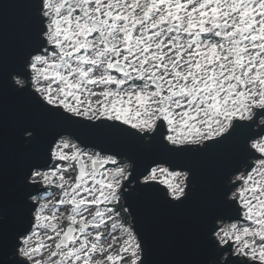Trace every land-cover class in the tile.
Masks as SVG:
<instances>
[{
    "label": "snow or ice",
    "instance_id": "obj_1",
    "mask_svg": "<svg viewBox=\"0 0 264 264\" xmlns=\"http://www.w3.org/2000/svg\"><path fill=\"white\" fill-rule=\"evenodd\" d=\"M26 3L31 39L14 73L25 83L13 91L62 130L46 129L18 182L10 247L0 189V264H145L129 201L185 205L194 160L176 158L233 145L239 163L199 217L200 264L225 253L224 264H264V0ZM34 131H21L25 144ZM107 138L167 155L137 171Z\"/></svg>",
    "mask_w": 264,
    "mask_h": 264
},
{
    "label": "water",
    "instance_id": "obj_2",
    "mask_svg": "<svg viewBox=\"0 0 264 264\" xmlns=\"http://www.w3.org/2000/svg\"><path fill=\"white\" fill-rule=\"evenodd\" d=\"M30 15L26 0H0V65L4 69L0 78V189L4 193V232L9 247L11 234L19 227L22 216L18 182L28 163L37 159L47 144L51 134L46 129L62 130L57 121L42 116L27 99L13 91L10 77L18 71V58L26 52L31 39ZM24 129L35 130L29 144L21 137ZM92 142H96L94 138ZM102 143L128 153L137 171L149 160L167 155L157 146L151 152H140L135 145L119 138H107ZM240 155L239 146L233 145L207 154L177 157V164L188 158L194 160L195 190L191 200L181 207L171 208L152 193L129 201L135 220L129 216L130 221L134 226L136 223L147 249L145 264H200L204 250L199 217L218 194L220 175L235 167ZM121 201L127 206L125 200Z\"/></svg>",
    "mask_w": 264,
    "mask_h": 264
},
{
    "label": "clouds",
    "instance_id": "obj_3",
    "mask_svg": "<svg viewBox=\"0 0 264 264\" xmlns=\"http://www.w3.org/2000/svg\"><path fill=\"white\" fill-rule=\"evenodd\" d=\"M12 82L14 85L18 86V87H22L24 86L25 81L23 80L22 77H20L18 74H13L12 76ZM258 124H264V117H260L257 120ZM227 259V253H225L222 257H221V261L220 264H224V261Z\"/></svg>",
    "mask_w": 264,
    "mask_h": 264
},
{
    "label": "built area",
    "instance_id": "obj_4",
    "mask_svg": "<svg viewBox=\"0 0 264 264\" xmlns=\"http://www.w3.org/2000/svg\"><path fill=\"white\" fill-rule=\"evenodd\" d=\"M118 234V233H117ZM111 242V240H110V238L109 239H107V240H105V244L107 245L108 243H110Z\"/></svg>",
    "mask_w": 264,
    "mask_h": 264
},
{
    "label": "trees",
    "instance_id": "obj_5",
    "mask_svg": "<svg viewBox=\"0 0 264 264\" xmlns=\"http://www.w3.org/2000/svg\"><path fill=\"white\" fill-rule=\"evenodd\" d=\"M121 204H122V201H121ZM130 219H129V217H127V221H129Z\"/></svg>",
    "mask_w": 264,
    "mask_h": 264
},
{
    "label": "flooded vegetation",
    "instance_id": "obj_6",
    "mask_svg": "<svg viewBox=\"0 0 264 264\" xmlns=\"http://www.w3.org/2000/svg\"><path fill=\"white\" fill-rule=\"evenodd\" d=\"M254 128H255V125H254Z\"/></svg>",
    "mask_w": 264,
    "mask_h": 264
},
{
    "label": "bare ground",
    "instance_id": "obj_7",
    "mask_svg": "<svg viewBox=\"0 0 264 264\" xmlns=\"http://www.w3.org/2000/svg\"><path fill=\"white\" fill-rule=\"evenodd\" d=\"M129 219H130V217H129Z\"/></svg>",
    "mask_w": 264,
    "mask_h": 264
},
{
    "label": "rangeland",
    "instance_id": "obj_8",
    "mask_svg": "<svg viewBox=\"0 0 264 264\" xmlns=\"http://www.w3.org/2000/svg\"><path fill=\"white\" fill-rule=\"evenodd\" d=\"M130 221V220H129Z\"/></svg>",
    "mask_w": 264,
    "mask_h": 264
}]
</instances>
